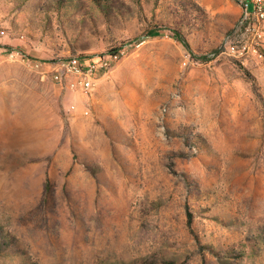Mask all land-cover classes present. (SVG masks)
I'll use <instances>...</instances> for the list:
<instances>
[{"label": "rangeland", "instance_id": "1", "mask_svg": "<svg viewBox=\"0 0 264 264\" xmlns=\"http://www.w3.org/2000/svg\"><path fill=\"white\" fill-rule=\"evenodd\" d=\"M11 50L116 57L82 92ZM0 264H264V18L0 0Z\"/></svg>", "mask_w": 264, "mask_h": 264}, {"label": "built area", "instance_id": "2", "mask_svg": "<svg viewBox=\"0 0 264 264\" xmlns=\"http://www.w3.org/2000/svg\"><path fill=\"white\" fill-rule=\"evenodd\" d=\"M241 6L243 19L256 17L264 18V0H237ZM252 6V8H250ZM10 57L26 58L24 54L18 51H10ZM116 54L110 56H77L57 58L53 61H39L32 59V65L37 70L41 69L58 83H64L73 90L82 92L90 91L96 83L98 74L106 71L110 67V59L115 58Z\"/></svg>", "mask_w": 264, "mask_h": 264}, {"label": "trees", "instance_id": "3", "mask_svg": "<svg viewBox=\"0 0 264 264\" xmlns=\"http://www.w3.org/2000/svg\"><path fill=\"white\" fill-rule=\"evenodd\" d=\"M174 36L177 38V40H179L180 42L187 44L186 40L184 39L183 35L181 34V32H174Z\"/></svg>", "mask_w": 264, "mask_h": 264}]
</instances>
